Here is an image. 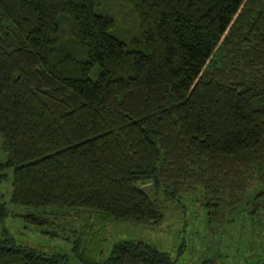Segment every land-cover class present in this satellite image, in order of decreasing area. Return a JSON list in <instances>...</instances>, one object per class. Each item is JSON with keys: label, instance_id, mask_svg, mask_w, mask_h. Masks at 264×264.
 Returning a JSON list of instances; mask_svg holds the SVG:
<instances>
[{"label": "trees", "instance_id": "1", "mask_svg": "<svg viewBox=\"0 0 264 264\" xmlns=\"http://www.w3.org/2000/svg\"><path fill=\"white\" fill-rule=\"evenodd\" d=\"M4 183L24 223L76 235L71 256L0 237V264H175L108 234L193 185L207 221L264 218V0H0Z\"/></svg>", "mask_w": 264, "mask_h": 264}, {"label": "rangeland", "instance_id": "2", "mask_svg": "<svg viewBox=\"0 0 264 264\" xmlns=\"http://www.w3.org/2000/svg\"><path fill=\"white\" fill-rule=\"evenodd\" d=\"M7 186L4 183L0 188V204L4 203L0 216V237L47 255L71 256L76 235L71 232L72 229L59 233L60 237H51L31 228L24 223L23 217L32 211L13 207L4 196ZM250 187L256 188L257 183L251 181ZM205 202L204 192L193 185L181 192L179 202L165 212V220L158 227L112 226L108 236L133 238L156 246L166 251L175 264H252L264 258L263 216L247 218L248 204L245 203L238 212L228 210V213L227 209L220 208L217 219L211 222L207 221L203 207ZM77 217L70 215L75 220V227H79L84 219H75Z\"/></svg>", "mask_w": 264, "mask_h": 264}]
</instances>
